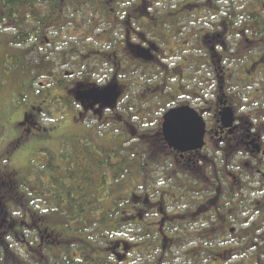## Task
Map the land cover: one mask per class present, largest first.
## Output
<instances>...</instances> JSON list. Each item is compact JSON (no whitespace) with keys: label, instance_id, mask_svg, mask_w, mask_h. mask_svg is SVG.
I'll return each instance as SVG.
<instances>
[{"label":"rangeland","instance_id":"obj_1","mask_svg":"<svg viewBox=\"0 0 264 264\" xmlns=\"http://www.w3.org/2000/svg\"><path fill=\"white\" fill-rule=\"evenodd\" d=\"M101 1L103 0H65L57 4L59 8L52 12L51 3L46 1L35 4L34 7H37H31L30 10L28 8L32 5L26 6L24 13L29 11L33 12L30 14L39 13L38 6H40L41 15L43 5L45 9L48 8V12L56 13L47 21L44 30L31 27L32 39L25 41L17 38L22 30L18 28L19 24L16 21L0 17V176H3V171H15L16 178L22 185L20 188L23 193L31 197L34 202L32 209L41 217L49 216V206L55 202L51 191L57 187L62 190L70 187L71 189H67L70 193L69 197L72 203L75 202L79 206L90 203L92 210H102L99 207L106 205L105 220H93L91 224L87 221L85 227L82 222L75 223L76 221L70 220L68 223L80 229L76 232L77 235L89 245H93L94 240L98 242L97 244L103 245L105 241L114 238L131 241L134 233L144 235L146 229L143 226L130 225L127 221L116 224L115 221L120 217L111 213L113 209L118 214L122 211L126 217L130 211L128 192L131 190L135 176L142 181L148 174L149 182L156 190L172 191L171 187L177 186L175 180L169 181L166 176V172L175 165L172 159L161 158L164 168L151 169L152 159H148V154L142 152L148 150V147L156 152L166 150L160 136L162 124L164 115L174 107L189 106L197 112L203 110L201 115L204 118L201 117L204 122L209 123V126L210 123H215L210 113L214 111L219 90L215 70L216 66H219L220 58L217 53L222 55L223 67L229 71L226 94L233 105L235 122L244 125V130L250 128L255 134L261 133L264 143V61L256 59L252 61L250 58V51L256 53L254 58H259L261 51L264 50L262 47L251 50L258 44L261 46L264 44V0H212V4L216 6V9L210 10L212 12L207 11L211 5L208 0H147L149 1L147 4H152L148 7L153 9L150 15L155 17L153 24L149 25L152 28L146 26V20L142 18L143 11L148 9L138 7L137 0H106V4ZM23 15H20V18L25 19V23L22 22L23 26L33 23L35 19L38 20ZM58 15H60L59 19ZM129 19L133 20V27ZM72 21L74 22L70 24ZM225 23L230 26L231 35L227 36L222 29ZM125 24L128 26V34L141 33L151 39H158L163 50L157 55L161 59V64L150 62L149 65L152 66L149 68L140 64L133 66L137 62L129 64L121 62L119 56L114 59L111 54L121 51ZM218 30L222 32V36H227L226 51L222 39L209 36ZM244 32L259 42L247 43ZM46 38H51L52 43L55 44L49 45ZM132 41L137 42L133 34ZM68 47H73L77 53L78 51L85 53V47L101 52L100 57L104 63L91 65L99 66L101 75L105 76L104 81L112 75L111 70H113L111 66L106 65L108 59L106 55H111L110 58L113 60L108 63H117L124 67L120 72L119 81L126 86L125 98L115 111V115L120 114L121 117L112 115L114 118L109 120L86 123L90 124V127L86 125L90 129L80 124V120L74 122L71 108L77 113V104L61 98L60 95L65 93L53 86L54 81L51 79L55 76L54 71L51 72L53 66L57 75L65 70L74 73V77H81L86 71L80 66H75V58L65 56ZM213 49H216V52ZM210 52L213 54L211 57H209ZM242 53L246 54L242 55ZM123 54L122 57L130 55V52L126 51ZM61 60L68 62L66 68L62 67ZM259 65L261 66L259 72L252 77V67L257 68ZM40 75L47 78L40 79ZM140 84L146 85V89L140 87ZM115 91L117 92V88ZM47 94V102L53 95L56 96L49 102V107L44 109L45 112L39 120L49 131L39 138L43 140L30 138L31 142L26 144L28 137L17 147L15 137L21 134L22 127L19 126L23 125V113L28 111L31 104L40 106L41 104L35 101ZM69 106L70 110L67 109ZM83 144L96 157L101 156L102 163L106 158H110V165L103 167L102 171H96L97 169L85 171L88 174V181L86 184H81L79 180L77 184L78 178L71 172L73 169L76 170V159L81 155L77 147ZM203 148L198 150L200 159H192L198 161L196 166L201 167V172L198 174L200 178H196L188 167H193V163L181 160V214L187 215L195 210L210 192L220 186V181L214 180L215 165L218 177H221L226 165L225 155L220 154L212 143L208 148ZM70 154H73L72 166L67 167ZM231 156L235 163L247 160L242 153H233ZM61 158L66 167L60 165ZM140 165H148L147 170L138 171L136 167ZM257 170L264 172V154L258 157L254 164V173ZM119 171L122 174H119ZM47 172L56 178L55 182L51 181L52 177L47 176ZM102 174H106L107 181L100 178ZM208 177L212 180H208ZM243 177L244 186L240 189H232L223 181L224 190L221 193V200L218 201L220 209L227 203V199L231 200L236 195L242 201L234 204V207L237 206L235 211L239 215L233 220L236 233L231 234L227 230L222 235L215 236L209 226L210 223L216 226L215 220H201L197 225H189L188 217L185 216L181 221L183 223L181 239H186L184 246H232L235 248L234 256L237 257L233 262L237 264L242 260L246 261L248 256L250 260L259 256V250L254 251V247L264 240V174H252L244 170ZM71 181L74 182L73 188L70 186ZM99 183L104 184L103 187L99 186ZM228 192L234 197H229ZM83 194L86 196L85 200ZM63 196L66 199V194ZM213 196L212 193L211 197ZM176 197H178L177 192ZM103 198L108 199L105 202H98ZM68 205L67 202L66 206ZM9 212L14 216L12 221H18L25 214L23 210L12 205L9 206ZM206 213L207 216L212 215L210 210ZM76 219L86 221L81 217ZM146 221L148 218L142 223L145 224ZM46 223L49 232L53 231L52 228L56 229L52 222ZM101 225L103 226L100 228ZM116 228L119 231H114ZM27 231L29 233L26 234V241L35 244L41 235H36L33 230L27 229L24 233ZM0 232H4L3 228H0ZM56 233L58 232L53 231L50 234ZM138 240L142 246L146 243L145 239L138 238ZM6 242L12 245L11 250L16 253L13 264L18 263L17 254L21 255L23 264H36L32 254L23 245H17L12 238L7 239ZM43 246L48 245L44 243ZM82 246L81 244L72 250L85 251ZM258 248L261 249L260 246ZM10 257L12 256L9 255ZM7 258L6 252H0V264H10L5 261Z\"/></svg>","mask_w":264,"mask_h":264},{"label":"flooded vegetation","instance_id":"obj_2","mask_svg":"<svg viewBox=\"0 0 264 264\" xmlns=\"http://www.w3.org/2000/svg\"><path fill=\"white\" fill-rule=\"evenodd\" d=\"M64 1L65 0H60V3H56L55 0V7L58 8L59 6L57 4H61ZM104 1L105 0L101 2L104 3ZM208 2L211 5L209 6V9H207V11L212 12L210 10L216 9V6L212 4V0H208ZM140 3L141 7H146L145 9H148L149 6H152V4H147L149 3V1L147 0H142V2ZM36 7L37 6H35L34 8ZM38 7V11H40V6ZM152 11L153 9H148L143 11L144 14L142 12V18L146 20L145 25L150 28H152V26L149 25L153 24L152 21L155 19L154 16L150 15ZM149 21L150 23H148ZM73 22L74 21L70 22V24ZM129 22L132 26L133 20L129 19ZM222 29L224 30L225 34H227V36L231 35L230 26L227 23L222 26ZM133 31L137 30L133 29ZM128 33V26L127 24H125L122 34L123 43L121 51L119 53L114 52L111 54L113 55L114 59H117V57L119 56V58H121L119 59L121 60V62L124 61L128 64L130 62H137L133 66L140 64L143 65L142 67L146 65L149 68L152 66L149 65L150 62H153L155 64H157V62H160L161 64V59L157 55L160 53V51L163 50H161L157 38L151 39L149 38V36L147 37V35H143L141 33ZM132 34L137 38L136 43L132 41ZM209 36L222 39L225 51L228 49L226 43L227 36H222V32L220 30L211 33ZM244 36H246L245 39L247 43L259 42V40H255L252 37L248 36L246 32H244ZM51 40V38H46V41L47 43H49V45H54L55 43H52ZM141 40H143L144 42ZM260 47L264 49V44L263 46H261V44H258L251 50L258 49ZM126 51H129L130 55H125L124 57H122L124 55L123 53H125ZM213 51L216 52V49H213ZM66 53L67 54H65V56L69 55L72 57V59H76L75 66H80L82 69H86V71L82 73L81 77H74V73H68L65 70L60 75H57L55 73V66H53V70H51V72L54 71L55 74V76H52L51 78L54 81L53 86L63 90V92L65 93L64 95H60V97L67 100L68 102L72 101L77 104V113L76 111L74 112V109L70 106L67 108L69 110L71 108V111H73L72 119L74 120V122L76 123L80 120V124L90 127V124L86 123H92L94 121L99 123L104 119L109 120L114 118L112 117V115H115V111L125 98L126 86H124L119 81V78H121L120 72L122 71V69H124V67L122 68V65H119L117 63H108L112 62L113 60L110 58L111 55H106L108 58L106 59V65L111 66L113 70H111L112 75L107 79V81H104L105 76L101 75L99 66L91 65L98 62L104 63V60H102V58L100 57L101 52L91 50L89 47H85V53L79 51L77 53L76 50L73 49V47H68V51ZM246 53H242V55H245ZM261 53L262 54L259 58H254L256 53L250 51L251 60L253 61L254 59H256L264 61V50L261 51ZM212 55V52H210L209 57H211ZM217 55L220 57L218 59L219 66H216L215 68L216 82L217 84H219V90L216 97L217 101L214 111L210 113V116H213L215 123H210L209 126V123L205 121L206 134L204 138L205 147L203 149L208 148L210 143H212L215 145L220 154L224 153L225 155L226 165L224 166L221 177H218L217 166L215 165L214 180L215 182L217 180L218 182L220 181L219 188H215L214 191L210 192L209 195L205 197L203 202L195 208V210L189 212L187 215L181 214L180 163L181 160H187L188 162L193 163V167H188L195 174L196 178H200L198 174L201 172V167L196 166L198 161L192 160L195 158H197L196 160L200 159V153L198 151H191L186 153L175 151L168 147L162 134L160 136H162L166 150L156 152L151 151L148 147V150H144L142 153H147L148 159H152L150 160L152 162L151 169L164 168V162L161 158L172 159V162L175 165L172 167V169H169L166 172V176L167 180L169 181L175 180L177 182V186L171 187L172 191H169L168 189L156 190L154 186H151L149 182L150 176H148V174L145 176L146 179H142V177H140L142 181L139 180L138 176H135V179L131 185V190L130 192H128L129 205L131 206L130 211L126 214V217L123 215L122 211H120L118 214V212L116 213V210L113 209L111 212L113 213V215L115 213V216L120 217L118 221H115L116 224L121 221H127L130 223V225H141L146 229L144 235L143 233H141V235L139 233H134L131 241H127L126 239L114 238L112 240L105 241L103 245L97 244L98 242H96L95 240L93 242V245H89L86 240L84 242V240L81 239L77 234L74 238L72 235H66L65 232L50 234L49 236L52 237L47 236V240L44 238V236H41L39 239H37L35 243L36 245L32 248L30 246H25L29 253H34L33 256L36 264H237L233 262L237 257H235L236 255L234 256L235 248H233L232 246H184V244L186 243V239H181V225H183L181 221L185 216L188 217L189 225H197L199 221L201 222V220H215L217 223L216 226H214L212 223L209 224L215 236L222 235L227 230L229 231V233L235 234L236 230L235 228H233L235 226V224L233 225V220L237 219L239 215L237 211H235L237 209V206L234 207V204L242 203V201L236 197L237 195L234 197L233 194L228 192L229 197L234 198L231 200L227 199V203L222 206L221 210L218 206V201L221 200V193L224 190L222 188V183L224 181L229 187H232V189H240L244 186V170H247L252 174H264V172L260 170L255 171V173L253 171L254 164H256L258 157L264 154L263 135L259 132H257L256 134L253 133V130H251L250 128L244 130V125H238L235 122L233 105L226 94V80L228 78L229 71L224 69L223 67L221 60L222 55L219 53H217ZM61 61L63 64L62 67L66 68L68 66V62L65 60ZM259 67L261 66L259 65L257 68L252 67V77H254V75H257L260 70ZM180 75L182 76V74ZM39 77L40 79L47 78L43 75H40ZM100 80H103L102 83L99 82ZM179 84L181 87V82ZM52 87H50V89ZM140 87L146 89V85L140 84ZM107 88H113L115 90L117 88V92L120 95V97H118L119 99H117L116 104L112 106L108 105V100L101 99L98 96L101 90H108ZM49 95L51 96V94ZM47 96L48 94L43 98L41 97L40 99H37L35 101L39 102L41 104L40 106H34L33 104H31L28 111H25L23 113V125L19 126L22 127L21 134L15 137V145L17 147L22 144L28 137V142L26 144L31 142L29 141L30 138L43 140L39 138L44 133L49 131V129L44 127L39 120V117H41L45 112L44 109L49 107V102L53 101L56 95H53V97L48 102L46 100ZM179 107L189 106H177L174 108ZM201 111L198 112L200 116H202ZM37 112L38 114H34ZM115 116L121 117L120 114H116ZM98 123L96 124L98 125ZM97 125L96 127H98ZM87 126L86 128H89ZM214 152H216L215 149ZM98 153L97 155H99ZM233 153L245 154V158L247 160H240L235 163L234 160H232L233 155L231 156V154ZM72 157L73 154H70V156L68 157V166L66 165L67 167H69V165L72 166ZM60 161V165H62V167H66L65 162H63L62 158L60 159ZM147 166L142 165L136 168L138 171H146ZM48 175L49 172H47V176ZM50 177H52L51 181L53 180V182H55L54 180L56 178L52 175ZM250 177L251 175L247 178L249 179ZM208 180H212V178L208 177ZM99 184V186L101 187H103L104 185L102 183ZM176 192L178 194V197H176ZM212 193L214 194L213 197H211ZM155 196L157 197L155 198ZM107 199L108 198H103L98 202H105ZM53 200H55V202H53L52 204L57 203L56 200L58 199L53 197ZM169 204H171L172 206L168 207ZM105 206L106 205L103 204L101 207H99L102 210H93V212H91L89 216L87 215L86 221L105 220ZM208 210H210V212L212 213L211 216L206 215V212ZM222 211H225V213H223ZM245 215L246 213H244V216ZM147 218L148 221L143 224L142 222ZM102 226L103 225H101L100 228ZM253 228L257 229L255 227ZM114 231H119V229L116 228V230ZM47 232L48 231H45V233ZM28 233L29 231L24 234L25 239L26 234L28 235ZM138 238L145 239L146 243H143L142 246ZM86 239H88V236H86ZM44 243L48 246H43ZM49 243L52 244L50 245ZM81 244L83 245L82 248L86 249L85 251L88 252H74L72 250L73 248H78V246H80ZM258 246H260L261 249H259ZM30 248L32 249V251ZM45 249H49L51 252L44 251ZM257 250H259L260 257H254L252 260H250L248 256V259L246 261L242 260L238 264H264V240L261 241V243H257V246L254 247V251Z\"/></svg>","mask_w":264,"mask_h":264},{"label":"trees","instance_id":"obj_3","mask_svg":"<svg viewBox=\"0 0 264 264\" xmlns=\"http://www.w3.org/2000/svg\"><path fill=\"white\" fill-rule=\"evenodd\" d=\"M42 1H46L51 3L52 9L51 12L57 9L55 7V0H0V17H6L8 19L16 21L18 25V28L22 30L19 36L17 38L19 40L25 41L30 40L31 38V27L36 28V30H44L47 26V21L51 20L52 16L56 13H51L48 12V8L43 5V11L42 14L40 15L39 13H33L29 11L28 13H24V8L28 5H32L28 8L30 10L31 7H34V5L39 4ZM59 3L60 0H56V3ZM142 0H138V7L141 6ZM106 4V0L104 1ZM59 8V7H58ZM24 13V15H23ZM20 15L25 16V17H35L38 18L33 21V23L28 24L27 26H23L22 22L25 23L24 18H20ZM60 18V15H58V19ZM32 39V38H31ZM81 151V155L76 159L77 160V166L76 170H72L75 177L78 178L77 184L80 180L81 184H86L88 181V174L85 171L89 170H103V167L110 165V158H106L105 162H101V156L96 157L95 154H93L84 144L83 146L77 147ZM138 151V150H136ZM143 151V149L141 150ZM141 166V165H140ZM123 169V168H122ZM7 171V170H6ZM3 171V176H0V228H3L4 232H0V252H6L8 258L5 261H8L10 264H13L15 252L12 249V245L7 243V239L12 238L13 240L16 241L17 245H23L24 247H33L36 244L30 243L28 241H25L24 237V230H33L34 234L36 235H41L44 236V238L47 240L48 234H50L53 231H57L58 233H63L65 232L66 235H72L74 238L76 236V232H78L80 229H76V227L69 225L68 223L70 220L73 222H82L84 223V227L86 226V222L88 221L89 224L92 223L93 220H78L76 217H81L86 220L87 215L91 214L93 212L91 204L88 203L86 206H79L77 204L72 203L71 198L69 197L70 193L67 192V189H71L70 187L65 190L59 189L58 187L55 188L53 191H51L52 195L54 198L58 199L56 200L57 203H54L49 206L48 209V215L45 217H41L39 213L35 212L32 209V206L34 205L33 200L31 199L30 196L26 195L23 193L22 189L18 182V178H16V174L14 173L15 171H9L6 172ZM119 174H122L119 171ZM106 174L101 175V179L103 181L106 179ZM72 178V175H71ZM87 179V180H86ZM56 181V180H54ZM107 181V179H106ZM74 182L71 181V187L73 188ZM112 187V183L110 184ZM81 191V190H79ZM111 192V191H110ZM63 194H66V199L69 201H66L65 196ZM52 196V197H53ZM69 197V198H68ZM83 198L86 197L85 194L82 196ZM85 200V198H84ZM87 201V200H86ZM67 202L69 203L68 206H66ZM15 206L17 209L23 210L24 211V216L19 219L18 221H12L14 219V216L10 215L9 212V206ZM52 206H55L53 208ZM56 207L59 209L57 210ZM94 209V208H93ZM121 221V220H119ZM53 223L56 227L52 228L51 232H49V227L47 226V223ZM122 222V221H121ZM53 225V226H54ZM45 231H48L45 233ZM103 231V230H102ZM52 240V239H51ZM49 242V241H48ZM50 244V243H49ZM52 244V243H51ZM50 244V245H51ZM30 248V249H31ZM32 251V249H31ZM33 256V252H30ZM9 255L12 257L9 258ZM34 257V256H33ZM18 263L16 264H23V261H21V255L17 254L16 256ZM12 259V260H11ZM8 264V263H7Z\"/></svg>","mask_w":264,"mask_h":264},{"label":"water","instance_id":"obj_4","mask_svg":"<svg viewBox=\"0 0 264 264\" xmlns=\"http://www.w3.org/2000/svg\"><path fill=\"white\" fill-rule=\"evenodd\" d=\"M98 96L108 100L109 106L116 104L118 99L114 89L101 90ZM205 128L203 118L195 109L179 107L171 109L164 115L162 134L169 148L186 153L204 147Z\"/></svg>","mask_w":264,"mask_h":264}]
</instances>
